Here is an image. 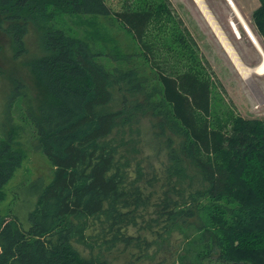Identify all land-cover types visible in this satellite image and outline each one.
<instances>
[{
	"label": "trees",
	"instance_id": "trees-1",
	"mask_svg": "<svg viewBox=\"0 0 264 264\" xmlns=\"http://www.w3.org/2000/svg\"><path fill=\"white\" fill-rule=\"evenodd\" d=\"M259 1L253 21L264 37ZM163 11L171 13L149 0L123 10L106 0H0V34L13 60L30 54L37 93L10 77L1 112L9 122L24 98L32 143L55 167L48 183H31L28 220L0 211V264H117L123 254L145 262L179 231L188 247L173 264H211L212 256L216 264H264V119L211 120L210 78L155 57L159 46L147 33ZM99 15L100 35L58 24L62 16L79 26ZM176 40L185 43L183 35ZM135 54L149 65H134ZM102 55L123 64L107 67ZM4 74L0 67V80ZM4 129L0 203L24 159Z\"/></svg>",
	"mask_w": 264,
	"mask_h": 264
},
{
	"label": "rangeland",
	"instance_id": "rangeland-1",
	"mask_svg": "<svg viewBox=\"0 0 264 264\" xmlns=\"http://www.w3.org/2000/svg\"><path fill=\"white\" fill-rule=\"evenodd\" d=\"M242 1V6L240 4L242 8L238 9L244 19H247L248 25L264 48V37L259 33L253 21L254 8L256 9L260 5V1ZM106 2L114 10H123L136 4L138 0H106ZM149 2H152L155 8L166 4V7L168 5L171 11L170 14L164 11L158 12L157 24L153 22L148 28V39L159 46V53H155V57L160 60L168 58L170 64H174L180 69H184V63L187 67L201 69L210 78L212 82L211 120L214 121L219 116L224 122L230 123V114L264 119V74L256 72H250L247 76L241 74L222 39L219 38L218 32L215 28V31L213 30V24H210L207 12L205 11L206 18L198 5L190 0H166V2L164 0H149ZM207 2L215 20L235 47L242 61L250 67L260 63L262 53L258 49L254 37L251 38L244 27L242 19H239L236 13L234 14L235 11L233 12L228 5V0H207ZM202 5L206 9L208 8L204 1L201 3ZM99 17L85 16L83 25L77 26L70 23L67 17L62 16L58 20V24L83 37L89 31H98L100 35L102 18L104 17L101 15ZM232 20L238 26L240 34L234 29ZM111 30L112 33L117 31L115 27ZM124 34L127 36V33ZM181 35L184 36L185 43L176 40ZM33 36L36 35L33 33L32 39H30L31 50L36 45ZM121 36L124 35L121 34ZM0 45L3 47L0 67L5 72L4 75H1L2 80H0V138L3 137V128L5 127V131L13 133V145L20 149L24 155L21 166L16 169L5 185L6 196L0 203V211L10 215H12V212L19 213L20 218L26 221L28 220V213L35 205L34 188L31 183L36 180L43 181V184L48 183L53 177L55 167L44 151L36 149L32 143L36 132L33 124L26 117L24 98L19 97L15 102L12 108L13 119L9 122L4 121L1 104H4L3 97L9 92L10 77H21L23 82L27 84L31 96H36L37 93L32 82L30 68L26 62L30 54L20 55L17 60H13V51L9 39L2 33L0 34ZM96 45L102 52L105 51L103 40H98ZM170 46L178 51L183 49V56L173 57L172 52L168 50ZM132 58L136 66L142 68L149 65L139 55L135 54ZM99 59L110 68L117 64H123L113 63L105 55L100 56ZM190 232L191 238H193L196 232L194 230H190ZM147 236L151 238L149 233H147ZM182 238L183 234L180 231L174 233L171 244H166L164 248L153 247L151 253L157 255H151L152 258H145V262H130L129 257L123 254L117 260V264H173L174 261L176 263L179 254L186 253L185 250L188 247V242L182 241ZM195 252L196 250L190 253L191 257L195 256ZM207 262L216 264V256H212Z\"/></svg>",
	"mask_w": 264,
	"mask_h": 264
},
{
	"label": "bare ground",
	"instance_id": "bare-ground-1",
	"mask_svg": "<svg viewBox=\"0 0 264 264\" xmlns=\"http://www.w3.org/2000/svg\"><path fill=\"white\" fill-rule=\"evenodd\" d=\"M230 1H231L232 5L234 6V8H235V10H236V12L238 14V16L242 19V21L244 23L245 29L247 28L248 31L250 30L248 32V33H250L249 35H251V38L254 37L253 39H254L255 43H256L258 49L262 53V60H261L260 63H258L254 67H250V66L246 65L242 61V59L240 58L238 52L236 51L235 47L233 46V44L231 43V41L226 36L225 32L222 30L221 26H219V24L215 20V17L213 16V14H212V12H211V10L209 8L206 9L208 18L210 19V21L213 24L214 28L218 32V35L220 36L219 38H221L222 41H223V43L225 44L224 46L226 47V49L228 50V52L231 54L232 58L236 62L237 68L239 69V71L241 72V74L243 76H247L250 72H256V73H259V74H264V48H263L262 44L260 43V41L258 40V38L256 37V35L253 33L251 27L248 25V23L244 19L243 15L239 12V9L235 6V3H233L232 0H230ZM232 22H233V26H234V29L236 30V32L238 34H240V30L238 29L235 21L232 20Z\"/></svg>",
	"mask_w": 264,
	"mask_h": 264
},
{
	"label": "crops",
	"instance_id": "crops-1",
	"mask_svg": "<svg viewBox=\"0 0 264 264\" xmlns=\"http://www.w3.org/2000/svg\"><path fill=\"white\" fill-rule=\"evenodd\" d=\"M190 1H192V2H194V3H196L197 5H198V7H199V9L201 10V12L203 13V15L206 17V15H205V11H206V7L205 6H201V3L204 1V3L208 6V8L210 7L209 6V4H208V2H207V0H190ZM234 1V3H235V6L237 7V8H242L241 6H242V3H243V1L242 0H233ZM228 5L230 6V8L233 10V12H234V14L236 13L237 14V12H236V10H235V8H234V6L232 5V3H231V1L230 0H228ZM240 4H241V6H240ZM210 9V8H209ZM211 10V9H210ZM254 10H255V8H254ZM239 12H240V10H239ZM241 13V12H240ZM236 16V15H235ZM237 16H238V14H237ZM236 16V17H237ZM239 17V16H238ZM207 18V17H206ZM239 19H241L240 17H239ZM247 20V19H246ZM210 22V24H211V21H209ZM247 22V21H246ZM212 25V24H211ZM212 27H213V30H214V26L212 25ZM238 27V26H237ZM215 31V30H214Z\"/></svg>",
	"mask_w": 264,
	"mask_h": 264
},
{
	"label": "water",
	"instance_id": "water-1",
	"mask_svg": "<svg viewBox=\"0 0 264 264\" xmlns=\"http://www.w3.org/2000/svg\"><path fill=\"white\" fill-rule=\"evenodd\" d=\"M235 264H247V263H245V262H237Z\"/></svg>",
	"mask_w": 264,
	"mask_h": 264
},
{
	"label": "built area",
	"instance_id": "built-area-1",
	"mask_svg": "<svg viewBox=\"0 0 264 264\" xmlns=\"http://www.w3.org/2000/svg\"><path fill=\"white\" fill-rule=\"evenodd\" d=\"M246 30L248 31V29L246 28ZM249 32V31H248ZM250 34V33H249ZM251 36V35H250Z\"/></svg>",
	"mask_w": 264,
	"mask_h": 264
}]
</instances>
